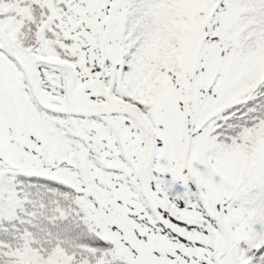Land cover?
<instances>
[{
  "label": "snow or ice",
  "instance_id": "6c2138e0",
  "mask_svg": "<svg viewBox=\"0 0 264 264\" xmlns=\"http://www.w3.org/2000/svg\"><path fill=\"white\" fill-rule=\"evenodd\" d=\"M0 264H264V0H0Z\"/></svg>",
  "mask_w": 264,
  "mask_h": 264
}]
</instances>
